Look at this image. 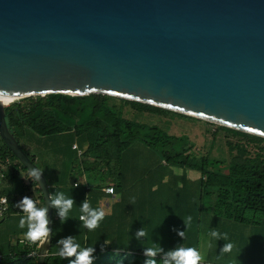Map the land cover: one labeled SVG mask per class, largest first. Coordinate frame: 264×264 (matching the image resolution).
<instances>
[{
	"label": "water",
	"instance_id": "1",
	"mask_svg": "<svg viewBox=\"0 0 264 264\" xmlns=\"http://www.w3.org/2000/svg\"><path fill=\"white\" fill-rule=\"evenodd\" d=\"M0 92L108 96L264 138V0H0ZM5 107L0 140L52 234L47 183L30 175ZM50 246L51 235L40 240L35 264Z\"/></svg>",
	"mask_w": 264,
	"mask_h": 264
},
{
	"label": "trees",
	"instance_id": "2",
	"mask_svg": "<svg viewBox=\"0 0 264 264\" xmlns=\"http://www.w3.org/2000/svg\"><path fill=\"white\" fill-rule=\"evenodd\" d=\"M109 98L101 95L71 97L49 94L44 97L23 98L4 108L5 123L13 139L33 164L36 165L37 160L43 164L46 175H42L51 199L52 189L64 186L68 173L74 169L94 175L98 182L115 180L112 179L111 171L118 168L120 159L133 145H140L160 163L197 170L200 173V184L205 186L206 194L212 199L214 216L244 225L251 222L245 218L246 211L264 215V158L261 153L250 156L245 146L237 144L232 146L234 155L226 164L207 159L197 161L190 155L192 145L187 136L168 135L157 126L125 119L120 112L121 106L116 108L109 105ZM120 102L139 112L186 117L145 104L122 99ZM218 127L254 145L262 144L259 151L264 153V138ZM74 143L80 152L79 156L76 150L71 149ZM1 170L12 181L18 171H22L42 205L41 195L34 181L0 140ZM115 176L118 178V174ZM21 181L27 189L24 181ZM4 194V191H0V197ZM102 194L101 187L97 185L76 188L80 207L85 198L88 202L91 197L96 201ZM3 197L6 198L7 205L14 200L7 194ZM253 222L258 223V220ZM51 238V248L43 264H70L71 260L76 259V256L62 259L54 253L53 231ZM28 243L30 246L21 245L18 248L17 243L8 248L5 254H0V264H35V259L27 257V254L36 250L38 242ZM182 243L168 242L167 247L173 248ZM90 246L95 249L93 264H145L149 259L162 264L168 259L166 255L160 254L154 258L145 256L143 251L121 247L115 241H110L106 246L101 240L84 241L82 248Z\"/></svg>",
	"mask_w": 264,
	"mask_h": 264
},
{
	"label": "rangeland",
	"instance_id": "3",
	"mask_svg": "<svg viewBox=\"0 0 264 264\" xmlns=\"http://www.w3.org/2000/svg\"><path fill=\"white\" fill-rule=\"evenodd\" d=\"M108 104L116 108L121 106L120 112L125 119L157 126L168 135L187 136L192 145L190 155L197 161L207 159L226 164L234 155V151H231L232 146L237 144L245 146L250 156L259 152L264 158V153L259 151L262 144L254 145L246 139L219 129L218 125L187 116L139 112L113 97L109 98ZM152 156L153 154L146 148L133 145L120 159L118 168L111 171L114 179H116L115 175L122 172L126 180L123 186L126 194L122 201V205L126 207V220L122 229L128 232L124 231L122 236L124 238L121 237L118 242L121 247L143 251V247L150 246L151 242L145 240L144 237L140 238L144 241L143 245L135 239L137 230L144 227L151 236L152 242L159 244L163 249L158 254L165 255L173 249L167 247L168 242L178 241L179 225L177 222L179 218L175 207L181 209L185 206L191 211L195 207L196 212L198 210L201 214L212 216L210 221L213 220L215 223L213 227L209 226V231L215 229L221 234H227L229 239L223 242L224 239L215 240L209 235L205 236L206 238L204 235L200 237L205 238L207 244L210 240L212 249L209 258H206L208 261L219 264H258L261 262L264 253L259 250L258 242L263 241L261 239L264 235L263 214L246 211L245 218L251 222L244 225L213 216L212 199L206 194L205 186L200 184V173L197 170L174 166L164 168L160 162L156 166L150 160ZM35 163L40 172L46 175L41 161L37 160ZM201 214L197 216L200 233L203 229ZM257 220L258 223L253 222ZM19 237L23 236L12 237L13 247L17 244L16 239ZM129 237H132L130 241ZM228 242L234 243L236 247L231 253L221 252L223 245ZM18 245V248L22 247L21 244Z\"/></svg>",
	"mask_w": 264,
	"mask_h": 264
},
{
	"label": "crops",
	"instance_id": "4",
	"mask_svg": "<svg viewBox=\"0 0 264 264\" xmlns=\"http://www.w3.org/2000/svg\"><path fill=\"white\" fill-rule=\"evenodd\" d=\"M74 145L76 144L74 143ZM150 160L153 161L152 162L153 165L157 166L159 164L157 158L154 155L150 157ZM160 164L164 166V168L168 167V165H166L164 162H161ZM117 177L118 178L115 179V182L114 180L110 181L106 179L105 182H98V179L95 178L94 175L85 174L82 170L74 169L71 171L70 174L68 173L66 179L67 182L65 183L64 186L59 187L58 189H52L51 195L53 198H55V194L57 192L63 191L66 195H70L75 201V204L69 213L70 218H68L63 224H61L60 217L57 216L56 214V209L52 207V231H53L52 251L54 253H57L58 251L57 241L67 236L76 237V242L79 243L81 247L83 246L84 241L97 242V240H101L105 246L108 245L110 241L119 242L125 231L122 229V226L124 225V221L126 220V211H125L126 207L122 205V201L126 194V191L123 188V186L126 183V180L122 172L121 173L119 172ZM112 179H114V177H112ZM21 180L24 181L25 186H27V189L26 187H24V185H22ZM82 185L86 187L97 185L101 187V189L107 186L113 187L112 196L105 195L102 192L103 194L101 195V198L96 200L97 202L93 200L92 197L90 199L89 203L92 208L102 210L105 213L104 219L100 222L99 227L92 231H89L87 228L83 227L82 221L78 219L79 216L82 215V212L76 196V188L78 186L81 187ZM0 191H4L5 194L12 196L14 198V200L9 202L7 205V213L3 218L0 219V254H5L8 248L12 246L11 245L12 237L23 236L17 238L16 242H18L19 240L29 242L27 239H24L26 238L24 235V233L26 232V228L22 229L19 227V220L25 214L21 212H16L18 207V202L23 197L28 196L36 202L37 207H42L43 204L42 205L40 204L38 195L36 194L35 190L30 186L28 181L25 180L24 173L22 171H18L15 180L12 181L6 176L5 171L1 170ZM175 208L176 210H178L177 212L179 218V221L177 222L179 225L178 231L185 230L183 219L189 215L192 217L191 225L188 227V229L185 232V238L182 239L178 235V241L183 242L182 245H184L185 247L196 248L202 256L201 263L219 264L213 261L212 262L208 261V259H206L209 258L210 251L212 249L210 240H208V244L207 242H205L206 241L205 236L209 235V226L211 225V227H213L215 223L213 220L210 221L211 219L210 217L212 216H210L209 214H201L200 212H198V210L196 212L195 207H194L195 212L194 210L193 211L189 210L185 206L182 207L181 209L177 206ZM198 214L202 215V228H203L202 233H200L199 231L200 223L199 224L197 223L199 222L197 217ZM216 223H218V221ZM127 232L128 231H125V233ZM203 235L205 238L204 239L200 238ZM123 238L124 237H122V239ZM261 239L263 241H259L260 244L258 242V248L262 253H264V235L262 236ZM226 241H229V239L223 242ZM176 246L177 245H175L173 249ZM217 248H218V244H217ZM258 264H264V256L262 257L261 262Z\"/></svg>",
	"mask_w": 264,
	"mask_h": 264
},
{
	"label": "clouds",
	"instance_id": "5",
	"mask_svg": "<svg viewBox=\"0 0 264 264\" xmlns=\"http://www.w3.org/2000/svg\"><path fill=\"white\" fill-rule=\"evenodd\" d=\"M0 94L4 93L0 92ZM38 171L39 174L42 175V172L38 169H29L30 175L34 176L37 180L39 179V176L36 175ZM50 203L51 207L56 209V214L60 217L61 224H63L68 218H70L69 213L72 210L75 201L70 195H66L63 191H59L55 194V198L51 199ZM18 207L25 214L19 220V227L22 229L26 228V232L24 233L26 239L30 242H35L41 239L47 240L51 235V229L48 227L49 220L47 216V208L37 207L36 202L28 196L23 197L18 202ZM81 212L82 215L80 216V220L83 223V227L87 228L89 231L98 228L100 222L105 216L104 211L92 208L86 198L81 203ZM191 222L192 217L190 215L183 219L185 230L177 232V235L182 239L185 238V232L191 225ZM209 235L215 240L228 239L227 234H221L215 229H210ZM141 237H144L145 240L151 242L150 246L143 247V254L145 256L154 258L159 252L163 251L159 244L152 242L151 236H149V233L144 227L140 228L135 233V239L143 245L144 241L140 240ZM131 238L132 237H129V241ZM57 245V255L62 259L76 256V259L71 260L70 264H93V260L95 259L93 255L95 252L94 247L90 246L82 248L81 245L76 242V237H64L57 241ZM235 247L234 243L228 242L223 245L221 252L231 253ZM165 255L168 259L164 260L162 264H201L202 261V256L196 248L185 247L182 244L169 250ZM145 264H157V261L155 259H149L145 261Z\"/></svg>",
	"mask_w": 264,
	"mask_h": 264
},
{
	"label": "built area",
	"instance_id": "6",
	"mask_svg": "<svg viewBox=\"0 0 264 264\" xmlns=\"http://www.w3.org/2000/svg\"><path fill=\"white\" fill-rule=\"evenodd\" d=\"M71 149L76 150V152H77V156L80 155V152H79V150H77L76 145L73 144V145L71 146ZM110 190H111V191H110ZM101 191H102L105 195L112 196V194H113V189H112V187H110V186H107V187L102 188ZM6 210H7V200H6L5 197L1 196V197H0V219L3 218V217L5 216V214H6ZM16 212H21V213H23L19 207H17ZM78 219L80 220V216H79ZM80 221H81V220H80ZM39 242H40V240L38 241V243H39ZM17 243H18V244H21L22 246H30L29 243H28L27 241L19 240ZM27 257H31V258H34V259H35V257H36V250H35V251H30V252L27 254ZM0 260H1V256H0Z\"/></svg>",
	"mask_w": 264,
	"mask_h": 264
},
{
	"label": "bare ground",
	"instance_id": "7",
	"mask_svg": "<svg viewBox=\"0 0 264 264\" xmlns=\"http://www.w3.org/2000/svg\"><path fill=\"white\" fill-rule=\"evenodd\" d=\"M18 99H15V98H0V103L3 105V106H10L11 104H13L14 102H17Z\"/></svg>",
	"mask_w": 264,
	"mask_h": 264
}]
</instances>
